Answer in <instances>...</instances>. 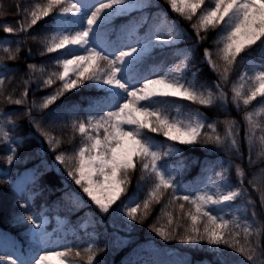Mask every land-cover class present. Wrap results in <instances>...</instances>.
Returning a JSON list of instances; mask_svg holds the SVG:
<instances>
[{
  "label": "snow or ice",
  "instance_id": "obj_1",
  "mask_svg": "<svg viewBox=\"0 0 264 264\" xmlns=\"http://www.w3.org/2000/svg\"><path fill=\"white\" fill-rule=\"evenodd\" d=\"M165 3L188 21L196 17L192 28L196 31L198 43L206 39L200 35L201 32L219 29L214 43L222 45L217 48L216 54L224 61L223 69L213 60L208 48L204 49L203 62L225 84L237 64V58L243 60L241 54L249 56L248 63L255 74L248 76L247 71L241 73L231 88V103L237 111L241 110V105L245 108L252 105L258 97L259 103L264 104V64L255 65L250 58L255 54L264 59V0H165ZM21 12L23 21L20 26L13 28L5 24L3 31L8 34L26 33L38 22L47 19L46 30L50 31V38L42 41L45 52L41 55L61 54V58L55 62L60 71L45 74L42 66L38 68L35 64H28L30 77L37 72L40 75L34 81H25L26 85L30 82L42 83L44 88L51 87L57 80L60 82L58 88L41 97L39 103L33 101L25 110L29 124L45 137L53 151L61 141L43 130L42 121L54 119L59 109L47 113L41 120L35 118L34 111L48 109L62 96L81 89H96L98 94H103L102 98L88 99V114L72 121L73 130L82 137L80 147L72 154H56L54 162L57 166H65L67 176L102 216L110 214L107 227L119 231L127 227L130 221H137L138 215L139 222H143L150 214L153 203H161L165 193L171 190L170 198L157 216V221L166 217L169 227L149 226L159 237L165 241L177 239L197 249L206 244L212 250L208 264H234L230 253L238 254L242 264H264V243H261L264 224L257 221L255 211L257 201L264 210V176L258 180L253 175L252 179L247 180L246 187V173L235 165L237 184L233 185L229 177L233 165L229 162L228 167L216 173L218 179L209 178L195 194L181 195L189 190L178 179L180 164L172 167L167 163L166 158L180 154L178 145L211 144L240 156V127L234 119L208 123V118L198 110L189 112L183 118L179 111L175 117L169 114L170 102L165 98H179L207 107L219 102L226 108L228 94L220 83L213 84L216 92L206 88L204 83L198 82L197 73L192 72L189 78L191 50L176 48L187 33L177 21L162 14L158 0H43ZM117 17L127 19L124 24L114 27L112 21ZM32 39L36 40L37 37L33 36ZM16 43L24 44L25 41ZM166 49L170 55L176 56L174 62L167 66V71L163 68L157 70L158 64L145 68L157 51L162 53ZM252 49L254 53L248 51ZM3 51L8 53L9 60L15 61L21 48L13 50L3 47ZM28 55H32L31 49ZM8 71L11 68L6 63H0V95H3ZM245 81H250L247 87ZM37 90L41 89L38 87ZM28 91L26 87L21 98L13 100L9 94L4 99L8 103L24 105ZM78 110L75 103L65 108L70 112ZM259 112H264V107L255 113L246 111L243 116L246 122L244 140L249 146L250 165L254 163L251 158L254 148L259 147L258 155L264 156V122L254 119ZM219 123L225 125L223 135L217 132ZM6 125L18 127V123L0 109V140L7 146L9 154L6 162L10 165L16 158L13 145L23 137L13 138ZM205 128L209 131H204ZM148 133L158 134L171 143L165 146ZM137 169L141 172L140 181L154 178L144 200L137 203L138 192L143 187L138 181L137 193L118 204L121 196L127 192L131 175ZM35 179L34 171L30 178L21 180L18 185L20 193L27 192L28 183H34ZM249 187L256 192V200L252 199ZM32 199L33 194L30 193L28 200ZM62 200L76 211L87 206L80 195L71 190L65 191ZM177 201L181 202L177 204ZM185 202L191 206L187 211ZM31 206L27 201L21 205L25 209ZM173 206L182 213L181 217L174 219L173 213L168 210ZM226 209L233 214L231 220L225 218ZM237 213L244 214L243 242L241 232L237 230L241 229ZM85 217L81 225L83 228L104 227V221L98 219L95 213L87 212ZM179 219H186L187 226H182ZM21 220L29 224L25 229V241L29 244L30 255L27 259L15 254L0 256V264L5 261L7 264H76L75 258L81 257L79 248L73 249L67 243H61L60 238L53 239L54 233H49L46 227L49 217L43 210L25 212ZM173 223L176 227L170 228ZM181 227L183 234L178 231ZM253 236L255 239L250 240L249 237ZM13 248L16 249V242ZM97 251L99 249L95 243L87 244L83 249L86 264H103L102 260L97 259ZM129 264L141 262L135 260L129 261ZM183 264L193 262L189 259Z\"/></svg>",
  "mask_w": 264,
  "mask_h": 264
},
{
  "label": "trees",
  "instance_id": "obj_2",
  "mask_svg": "<svg viewBox=\"0 0 264 264\" xmlns=\"http://www.w3.org/2000/svg\"><path fill=\"white\" fill-rule=\"evenodd\" d=\"M43 0H0V63H6L11 71L6 73L5 82L3 85V95H0V109L7 112L11 119L18 123V127L12 128L6 125V128L10 130V135L13 138L23 137L13 146L16 148V158H14L12 164L6 162V156L9 154L7 146L2 140H0V197L3 195L4 200L0 202V227L11 230L12 232L20 235H25V229L29 227L28 222L22 221L21 216L25 212H33L43 210L46 214H52L57 212L62 215L68 216L71 222L76 226L75 233H70L63 238L61 243H67V245L73 249L79 248L81 250V257L75 258L79 263L86 264V254L83 249L87 247L88 243H95L97 249V259L102 260L103 264H126L129 261L139 260L141 264H183L184 261L191 260L193 264L203 261L208 263L211 259L212 250L206 246L197 249L194 246H189L178 242L177 239H171L168 241L163 240L154 231L150 229V225L155 224L156 227H169L167 225V218L161 217L157 221V216L160 215V209L163 204L170 198L171 190L165 193L161 200V203H153L150 216L143 222H139V215L137 221H130L127 227L121 228L119 231H114L111 227H107L110 214L102 216L95 205L91 203L89 198L82 192V190L75 185L74 181L66 174L65 166H57L54 162V157L60 152L68 154L74 153L79 147L82 140L80 134L73 130L72 121L78 118H83L87 113V104L84 109L75 112L65 111L67 105L74 103V101H80L82 93H87V100L95 97L93 89H81L79 91L70 92L59 98L48 109H42L34 111L33 115L37 120H41L46 117L47 113L54 112L59 109L58 115L52 120L42 121V127L45 132L50 133L52 136L60 139V146L53 151L45 139V137L36 130V128L29 124L28 118L25 116V110L31 106L33 101L39 103L41 97L48 95L60 86V82L57 80L54 85L48 88H44L42 83L30 82L25 84L26 80H35L40 74L37 72L33 77L29 76L28 64H35L37 67H43L45 74L49 72H58L59 68L56 67V60L59 58L57 53L44 54L45 52L42 41L46 38H50V31H47V19L38 22L29 32L8 34L3 31L5 24L13 28H18L20 22L23 21L22 9H27L33 6L35 3H42ZM165 3V2H164ZM167 5V3H165ZM201 36H205L206 39L203 42H197L196 48L193 50L191 57V73H197L198 82L204 83L206 88H211L213 92L216 89L213 87L214 82L220 83L223 90L228 94V104L224 108L219 102L212 107L202 106L196 103H192L187 100H180L179 98H171L168 101V112L171 116H177V113L181 114V118L187 115L189 112L200 110L207 117V122L219 120H235L238 122L240 132L238 135L239 153L237 156L235 153H229L222 149H217L214 145H204L202 143L192 146L178 145L180 154L172 156L167 159V163L175 167L180 164L181 171L178 174V179L188 188V192L183 194H195L197 190L201 188L204 183L211 178L217 179L216 173H219L223 168L228 167L229 162L233 167L229 171V177L233 185L237 184V176L235 165H239L244 169L245 186L247 187V180L252 179L253 175L259 180L264 176V156L258 155L259 147L254 148L251 152V158L254 161L249 164V146L244 140V130L246 128V122L243 119L246 111L257 112L264 104L259 103L260 98L254 101L252 105L245 108L241 105V110L237 109L231 103V88L234 82L237 81V77L242 71L251 65L248 63L249 56L241 54V57L237 58V64L233 67L229 79L225 84L220 80L218 74L214 73L209 65L204 61L203 52L205 48H208L213 56V60L218 64L220 69H223L224 61L216 54L217 48L222 45H216L214 43L217 34L211 30L207 33L202 32ZM36 36L37 39L33 40L32 37ZM13 37L14 41L19 37L21 41H25L24 44L12 43L7 47H11L15 50L17 47L21 48V51L17 55L15 61L8 59V53L3 51L5 38ZM197 41V40H196ZM31 49L32 55L29 56L28 52ZM250 53H254V49L248 50ZM251 60H261L258 55L253 54ZM246 61V64H245ZM245 66V67H244ZM245 83L247 87L250 81ZM28 88L27 103L24 105H16L14 103H8L5 96L11 94L12 99L21 98V94L25 88ZM41 90H37V88ZM254 119L264 122V112H259L258 115H254ZM225 125L219 123L217 125V132L220 135L224 134ZM204 131H209L207 128ZM157 141L164 142V137L151 133ZM257 135H260L257 132ZM163 140V141H162ZM43 162V163H42ZM211 168V170L209 169ZM35 169L36 179L34 183H28V191L24 194L18 193L15 189V183L17 178L26 170ZM38 169V171H37ZM147 177V174H144ZM141 172L137 169L131 175V182L128 185L127 192L121 196L118 204L126 201L129 195L137 193L138 181L143 185L142 189L138 192L137 203H142L149 188L153 183V179L146 178L140 181ZM71 190L80 195L85 201L86 207L76 211L72 209L69 204L62 200V196L65 191ZM249 193L253 200L257 199V194L249 187ZM33 194V199L28 200L29 194ZM30 203L32 206L25 209L21 205ZM181 201H177V204ZM113 207H116L115 205ZM191 206L185 202V211ZM247 207V205H245ZM173 213L174 219L181 217L182 213L176 206L168 209ZM257 216L256 219L259 223L264 224V210L259 207L257 201V207L255 209ZM95 213L98 219L104 221V227L97 225L96 227L89 226L87 229L80 226L81 222L86 219L85 213ZM250 214L251 208H248ZM226 219L231 220L233 218L232 212L226 210ZM215 214V213H214ZM240 217L241 229H237L241 232V241L243 242V220L244 214L237 213ZM178 222L182 226H187L186 219H179ZM105 227L107 230L105 231ZM176 224L170 226L175 228ZM180 234H183V227L178 229ZM92 233H96L95 236ZM25 239V236L23 237ZM250 240H254L255 237H249ZM264 243V239L261 240ZM62 250V249H57ZM13 255L8 252L0 251V256ZM174 256H177L179 260H176ZM230 258L234 261V264H242V258L238 254L230 253ZM161 260V261H160ZM174 260H176L174 262ZM4 264H7L5 261Z\"/></svg>",
  "mask_w": 264,
  "mask_h": 264
},
{
  "label": "rangeland",
  "instance_id": "obj_3",
  "mask_svg": "<svg viewBox=\"0 0 264 264\" xmlns=\"http://www.w3.org/2000/svg\"><path fill=\"white\" fill-rule=\"evenodd\" d=\"M167 54V56H169V61L168 62H164L163 64H160V63H157L156 61H155V59H153L152 61H149L146 65H145V68H151V67H154V66H156L157 64L159 65V67L157 68V70H159V68H162V66L163 65H171L173 62H174V60L176 59V56H174V55H170L169 53H166ZM171 61V62H170ZM154 62H156L155 64H154ZM166 71H167V69H166ZM169 143H171V142H169ZM69 166H71V165H69ZM5 197V196H4ZM4 197H3V195L0 197V202H2L3 200H4ZM134 206V205H133ZM148 217H150V218H154V217H151L150 215H148ZM57 223H58V226L56 227V228H59V227H61V228H63L62 226H64V219H62V218H58L57 219ZM60 228V229H61ZM51 233V232H50ZM203 246H206V245H201V247H203ZM76 264H80L79 263V261H77L76 260Z\"/></svg>",
  "mask_w": 264,
  "mask_h": 264
}]
</instances>
